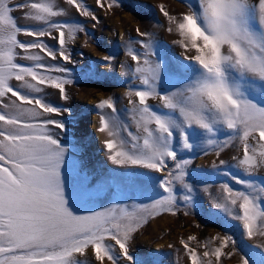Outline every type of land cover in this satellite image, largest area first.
<instances>
[{"label": "rangeland", "instance_id": "obj_1", "mask_svg": "<svg viewBox=\"0 0 264 264\" xmlns=\"http://www.w3.org/2000/svg\"><path fill=\"white\" fill-rule=\"evenodd\" d=\"M32 2L38 0H7L13 8L10 14L17 26L36 32L51 31L52 35L37 39L21 31L17 39L25 44L46 45L56 59L43 49L16 48L14 63L60 69L59 72L37 71L45 77L70 80V84L64 85L67 99L54 87L55 80L41 84L31 76H25L23 80L13 77L8 83L14 90L40 99L60 114L24 104L11 93L0 97V112L18 115L21 120L32 123L43 125L46 121H56L63 125L57 128L47 124L46 132L65 150L60 177L69 210L75 215H90L116 208L117 214H121L124 209L132 212L138 207L154 204L169 195L163 187L167 173L172 171L179 176L176 165L188 161L182 179L171 185V194L176 198V214L161 213L158 207L153 209L148 223L133 233L128 253L131 261L124 259L118 247L113 246L111 254L117 264H190V256L183 247L185 242L200 254L198 264H244V261L264 264V229L258 228L259 218L249 235L245 227L244 201L230 197L223 187L253 198L256 212L264 209V168L249 173L245 166L239 165L244 141L235 130L217 122L211 114V131L198 125L188 126L178 110H170L159 99L149 97L150 110L169 121L173 135L171 138L165 136V139L176 159L166 160L168 168L164 172L131 164L118 165L110 159L116 152H134L133 145L141 147L147 136L145 127H156L147 122V115L142 119L141 114L133 112L130 99L138 98L128 96L133 89L146 90L134 75L135 62L130 54H143L141 43L145 38L139 33L150 35L155 54L151 59L161 66L160 79L156 83L160 95H170L204 78V70L185 59V56L197 53L178 28V22L192 11L201 24L204 23L200 0H100L103 7L97 0H81L92 15L80 14L67 0H45L60 13L48 17L46 22L33 19L35 10L26 7ZM161 8L176 19L170 21ZM259 17L257 0H248L241 23L253 35L264 38V25ZM53 25H64V48L58 43L59 33L50 29ZM5 47L7 45H0V49ZM65 49L70 62L60 56ZM223 51L227 52V46ZM32 56H39L40 60L29 59ZM105 57L113 59L106 60ZM225 75L229 86L242 99L264 107V80L242 74L231 66H226ZM36 88L40 91H35ZM105 100L114 102L116 112L107 106L99 108ZM4 105L8 107L4 108ZM21 108L22 112L19 111ZM105 121L108 127L100 132ZM0 126L8 127L3 122ZM132 136L137 137L138 142ZM185 136L190 145L188 148L184 147ZM225 141L228 145L220 152L210 143L223 144ZM255 141V137H250L247 143L252 147L250 155L259 157L264 149ZM108 142L114 144L111 152L107 149ZM220 160L226 163L220 165ZM233 198L235 204L231 202ZM216 248L221 250L219 258L214 254ZM205 251L211 254L205 257ZM72 260L73 264H100L94 249L74 253ZM104 264H111V261L106 258Z\"/></svg>", "mask_w": 264, "mask_h": 264}, {"label": "snow or ice", "instance_id": "obj_2", "mask_svg": "<svg viewBox=\"0 0 264 264\" xmlns=\"http://www.w3.org/2000/svg\"><path fill=\"white\" fill-rule=\"evenodd\" d=\"M67 2L80 14L92 15L81 0ZM247 2L248 0H200L204 23L201 24L200 18L193 11L185 14L178 22L181 34L190 40L191 47L197 53L185 56V59L197 63L205 75L203 79L170 95H160L157 92L156 83L160 79L161 66L151 59L155 54L150 35L146 32L139 33L145 38L141 43L143 54L135 52L130 54L135 62L134 75L146 90L133 89L129 91L128 96L131 98L134 95L138 98L130 99L133 112L141 114L142 119L147 115V122L154 123L156 127L154 129L145 127L147 136L141 147L133 145L134 152H116L110 156L113 163L143 166L164 172L168 168L166 160L176 159L175 153L168 148V140L165 139V136L171 138L173 135L169 121L154 114L147 102L149 97H153L159 99L166 108L178 110L188 126L198 125L211 131L212 125L209 122L211 114L217 122L235 130L243 139V156L238 158L239 165L245 166L249 173L254 169L264 168V150L260 151L259 157L250 155L252 147L247 143L250 137H255L256 144L264 149V107H258L242 99L240 94L229 86L225 75L226 66H231L242 74H250L264 80V38L253 35L241 23ZM97 3L103 7L100 0H97ZM26 7L35 10L33 19L38 21L46 22L49 20L48 17L60 15L45 0L32 2ZM257 7L260 23L264 25V0H257ZM12 11L13 8L9 7L7 0H0V45H7L0 49V61H3L0 64V97L11 93L24 104L36 105L47 113L59 115L60 113L53 107L40 99L20 94L8 83L13 77L23 80L25 76H31L32 80L41 84L55 80L54 87L59 89L65 99L67 94L64 85L71 83L67 79L61 81L58 78L45 77L37 71L47 69L59 72L60 69L40 64L27 67L14 63L16 48L43 49L53 60L56 59V55L42 43L25 44L18 40L17 34L21 31L37 39L51 36L52 33L21 29L10 14ZM161 12L170 21L176 19L163 8ZM50 29L59 33L58 43L64 48L66 44L64 25H53ZM225 46L227 52L223 51ZM60 56L66 62H70L66 49L61 51ZM29 59L39 61L40 57L32 56ZM35 91L38 92L40 89L36 88ZM105 106L113 112L117 110L114 102L109 100L103 101L99 108L103 109ZM7 107L8 105H4V108ZM19 111L22 112L23 109ZM0 122L8 126H0V264H73V254L81 253L85 249H94L100 264H104L106 258L111 264H117V260L111 254L113 246L118 247L124 259L131 261L128 253L133 233L148 223L152 210L158 207L161 213L176 214V198L171 194V185L175 180L182 179L184 168L190 162L185 161L184 164L176 165L175 169L179 170V176L174 175L172 171L167 173L168 178L163 187L169 195L154 204L138 207L132 212L124 209L121 214H117L116 208H110L90 215H75L66 206L67 201L61 186L60 168L65 150L57 139L46 132L47 124H54L57 128H62L63 125L56 121H46L43 125L23 121L18 115L6 112H0ZM107 127L105 121V126L99 131L104 132ZM132 139L138 142L137 137L132 136ZM184 141V147H190L186 136ZM210 143L217 152L223 151L228 145L227 141L223 144ZM113 148L114 144L108 142V151L111 152ZM225 163V160L219 162L220 165ZM223 187L230 197H238L244 201L245 227L249 235L257 218L258 228L264 229V209L256 212L253 198L242 192L233 193L227 186ZM231 202L235 204L236 199L233 198ZM183 247L190 256V264H198L197 257L200 254L197 250L186 242L183 243ZM210 254L205 251L203 256L207 257ZM214 254L219 258L221 250L216 248ZM244 264H247V261H244Z\"/></svg>", "mask_w": 264, "mask_h": 264}]
</instances>
